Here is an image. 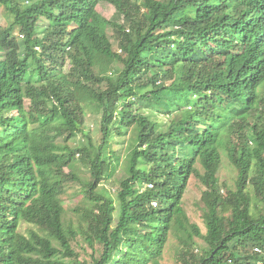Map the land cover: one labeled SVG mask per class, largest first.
<instances>
[{"label":"trees","instance_id":"16d2710c","mask_svg":"<svg viewBox=\"0 0 264 264\" xmlns=\"http://www.w3.org/2000/svg\"><path fill=\"white\" fill-rule=\"evenodd\" d=\"M100 1L115 8V46ZM0 15V264H80V240L99 249L91 264H159L171 234L181 264H264V0H0ZM126 135L112 196L101 183L121 155L107 148ZM221 149L233 190L219 182ZM191 176L205 233L182 204ZM69 182L84 196L77 226Z\"/></svg>","mask_w":264,"mask_h":264},{"label":"rangeland","instance_id":"374dc122","mask_svg":"<svg viewBox=\"0 0 264 264\" xmlns=\"http://www.w3.org/2000/svg\"><path fill=\"white\" fill-rule=\"evenodd\" d=\"M96 13L100 18V27L104 30L113 45L115 46L116 41L113 35L112 30L107 26V22L113 18L115 14V8L113 5L106 1H100L96 6ZM4 24V19L0 15V25ZM110 70L102 69V72H109ZM182 105H186L188 102L179 100L178 101ZM185 103V104H184ZM205 110H211L215 104L214 101L209 99H204L199 104ZM144 114L149 115L151 118H155L158 122L165 124L167 123L168 116L164 114H159L157 112H153L150 110H143ZM100 114L95 112L88 111L86 114V131L90 132L91 138L94 144H98L101 140V119ZM129 136H115L111 143L109 144L107 151L114 150L118 155H121L120 162L117 164V168L115 172L108 176L104 181H102L101 185L112 195L115 196L117 190L119 189V185L121 180L124 178L123 168H124V160L126 156V139ZM81 135H78L74 141H70L69 145L71 147L76 146L83 140ZM67 158H64L62 161L63 171L69 172ZM75 167L73 170L78 173L82 179L88 177L87 168L81 165V162L76 156ZM198 168H201L199 164H197ZM219 182L223 185L224 189H235V182L237 179V169L231 162L229 161L228 155L224 149H221V166L218 173ZM70 187L67 188V191L62 195V200L64 204V208L66 210L65 221L66 224L69 222L74 226L78 225V208L84 202V196L80 193V185L77 183L69 182ZM145 186L141 187L142 189ZM204 190V186L198 179V177L191 176L188 185L186 188V192L183 196V207L189 216L191 222L196 223L200 228L202 233H205L206 227L203 221V210H202V202L200 200L202 191ZM115 219H117V214L115 215ZM32 225L22 222L19 230L21 232H25ZM143 230H146L147 227L141 226ZM195 252H200L201 248L204 246V242L201 239L195 238ZM73 248L78 254V261L80 264H91L93 255L99 254V249L90 247L88 243L80 240L79 242H73ZM181 252V243L180 240L174 235H170L168 241L165 245L164 252L162 257L159 260V264H181L179 259V254ZM148 264H152L151 262Z\"/></svg>","mask_w":264,"mask_h":264}]
</instances>
